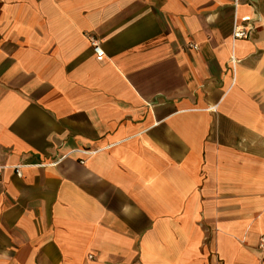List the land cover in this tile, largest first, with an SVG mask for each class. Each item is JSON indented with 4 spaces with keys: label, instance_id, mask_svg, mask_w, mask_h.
Wrapping results in <instances>:
<instances>
[{
    "label": "crops",
    "instance_id": "0c3cea01",
    "mask_svg": "<svg viewBox=\"0 0 264 264\" xmlns=\"http://www.w3.org/2000/svg\"><path fill=\"white\" fill-rule=\"evenodd\" d=\"M0 264H264V0H0Z\"/></svg>",
    "mask_w": 264,
    "mask_h": 264
},
{
    "label": "built area",
    "instance_id": "2783aa9c",
    "mask_svg": "<svg viewBox=\"0 0 264 264\" xmlns=\"http://www.w3.org/2000/svg\"><path fill=\"white\" fill-rule=\"evenodd\" d=\"M249 30H250L249 27H241L238 25H234L231 33V37L232 39H245L249 35ZM91 46L96 55L101 56L103 54L102 50L100 49L98 43L95 40H91ZM191 47L196 49V46L194 45H192ZM231 61L232 62L235 61L233 56H231ZM16 173L19 174V171L16 170Z\"/></svg>",
    "mask_w": 264,
    "mask_h": 264
}]
</instances>
